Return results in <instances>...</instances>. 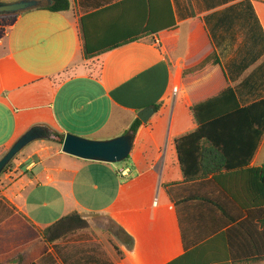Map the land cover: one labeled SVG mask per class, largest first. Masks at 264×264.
<instances>
[{
  "label": "crops",
  "instance_id": "1",
  "mask_svg": "<svg viewBox=\"0 0 264 264\" xmlns=\"http://www.w3.org/2000/svg\"><path fill=\"white\" fill-rule=\"evenodd\" d=\"M69 1L66 12L0 17V160L35 126L105 141L161 108L137 130L125 176L65 154L62 138L22 151L0 178V264H169L186 253L168 193L185 182L175 141L198 128L191 107L228 88L242 107L264 99V0ZM145 30L177 32L163 51L152 34L85 58L86 45L96 51ZM213 54L219 65L183 77ZM74 212L89 228L47 244L38 230L52 222L43 219ZM198 216L183 213L187 239Z\"/></svg>",
  "mask_w": 264,
  "mask_h": 264
},
{
  "label": "trees",
  "instance_id": "2",
  "mask_svg": "<svg viewBox=\"0 0 264 264\" xmlns=\"http://www.w3.org/2000/svg\"><path fill=\"white\" fill-rule=\"evenodd\" d=\"M162 9L165 20L166 7ZM48 10L69 11L70 1L53 0ZM167 14L174 25L170 8ZM156 32L145 30L92 52L86 45L85 58L152 34H158L163 51L177 31ZM219 64L218 56L213 54L186 70L183 77L198 76ZM160 108L161 104L154 106L156 112ZM191 111L198 128L175 141L185 182L168 189L178 209L186 253L169 264H264V165L252 166L264 139V99L242 107L235 91L228 88L192 106ZM141 125L136 119L129 132L136 134ZM191 211L199 212V231L194 240L187 239L190 230L183 217ZM88 228L81 215L72 213L39 231L43 240L52 244Z\"/></svg>",
  "mask_w": 264,
  "mask_h": 264
},
{
  "label": "water",
  "instance_id": "3",
  "mask_svg": "<svg viewBox=\"0 0 264 264\" xmlns=\"http://www.w3.org/2000/svg\"><path fill=\"white\" fill-rule=\"evenodd\" d=\"M53 5V0H16L0 2V17H15L20 14L46 9ZM155 110L148 107L138 113V119L147 123ZM43 139H59L44 126H35L22 135L0 160V178L15 158L30 144ZM135 134L126 133L111 140L97 141L73 134H67L63 140L62 151L65 154L94 162L118 164L126 161L132 152Z\"/></svg>",
  "mask_w": 264,
  "mask_h": 264
},
{
  "label": "rangeland",
  "instance_id": "4",
  "mask_svg": "<svg viewBox=\"0 0 264 264\" xmlns=\"http://www.w3.org/2000/svg\"><path fill=\"white\" fill-rule=\"evenodd\" d=\"M0 26L2 27V28H5L6 26H7V23L6 24H4V25H2V24H0ZM261 146L264 148V139H263V141H262V144H261ZM151 156H155V153H154V155H151ZM12 164V163H11ZM10 164V167L8 168V170L11 168V165ZM134 163H133V161H132V159H130V157L126 160V161H124V162H122V163H118V164H112L113 165V167L116 169V171L118 170V173L122 176V171L123 170H126L127 168H129V167H132V166H134L133 165ZM256 164L257 165H263L264 164V149L263 150H261L260 152H259V154H258V156H257V160H256ZM7 170V171H8ZM120 180H121V178H120ZM123 181H124V179H122ZM74 213H77V212H74ZM70 214H72V213H70ZM70 214H68V215H70ZM79 214V213H78ZM68 215H66V216H68ZM80 215V214H79ZM52 217V216H51ZM51 217H42V218H44L43 219V221L46 223V222H48V224L50 225V223H51V225H53V224H55L56 222H58V221H60L62 218H64L63 216L62 217H55V219L54 218H51ZM47 218H49V219H47ZM51 218V219H50ZM47 220V221H46ZM47 224V225H48ZM108 225V224H107ZM109 226V225H108ZM39 231V230H38ZM40 232V231H39Z\"/></svg>",
  "mask_w": 264,
  "mask_h": 264
},
{
  "label": "built area",
  "instance_id": "5",
  "mask_svg": "<svg viewBox=\"0 0 264 264\" xmlns=\"http://www.w3.org/2000/svg\"><path fill=\"white\" fill-rule=\"evenodd\" d=\"M175 93L177 92V89H174ZM122 176H125L128 173V170H123L122 172Z\"/></svg>",
  "mask_w": 264,
  "mask_h": 264
}]
</instances>
